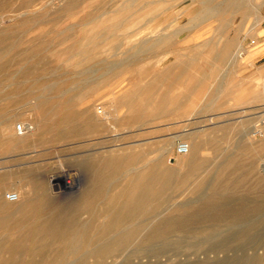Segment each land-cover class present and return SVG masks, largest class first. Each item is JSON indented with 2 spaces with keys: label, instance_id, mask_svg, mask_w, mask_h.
<instances>
[{
  "label": "rangeland",
  "instance_id": "obj_1",
  "mask_svg": "<svg viewBox=\"0 0 264 264\" xmlns=\"http://www.w3.org/2000/svg\"><path fill=\"white\" fill-rule=\"evenodd\" d=\"M37 1L0 0V42L14 45L5 56L15 58L0 75L20 72L14 79L1 82L0 78V121L11 122L9 130L0 128V201L14 205L5 199L8 191L20 193L22 198L28 194L29 178L23 171L29 169L42 176L50 199L65 205L69 197L86 185L82 161L94 149L108 153V146L113 153L142 147L148 154L149 165L179 169L187 156L178 154L176 145L186 142L193 143L195 154L203 160L201 170L185 183L171 186L163 199L154 200L147 218L140 216L135 220L145 218L152 227L156 221L177 214L179 204L201 196L199 191H194V181L210 179L215 172H222L225 180L215 194L225 200L227 208L219 211L226 216H193L181 227H164L165 232L149 242L143 243L135 235L127 244L107 253L91 249L103 243L92 235L82 238L79 234L39 233L25 240L21 232L0 228V264H264V58L247 57L262 41L257 35L264 29V0L260 3L246 0L251 9L241 16L217 13L223 0H213V11L198 17L195 16L201 7L195 0ZM138 13H142L140 23L136 22ZM34 15L37 23L20 22ZM89 15L97 16L87 20L85 17ZM106 27H111L116 46L110 45L109 38L89 39L90 33L105 32ZM155 27L168 35L162 48L138 50V42L125 39L137 28L148 31ZM235 37L245 48L240 60L220 61L217 55L223 41ZM252 39L254 44L250 43ZM76 41L86 51L66 54L67 46ZM197 45L201 67L214 71L205 80L198 97L187 96L179 104H167L152 111L146 115L144 124L133 122L127 128L118 126L96 133L89 130L68 139H51L49 133L37 126L40 112L30 107L31 95L41 87L37 88L32 78L22 71L34 69L43 81L60 82L91 97L99 96L97 102L106 101L109 92L121 93L129 85L127 69L107 73V65L135 53V57H143L142 82H145L161 70L174 69L178 58L191 57ZM30 52L40 56L22 59ZM134 68L130 69L137 73ZM100 74L103 78L95 81ZM85 79L94 81L83 88L81 80ZM136 80L133 76L130 81ZM180 88H174L173 94ZM102 104L108 110L109 104ZM82 117L77 114V127L83 125ZM18 125L22 127L20 131ZM64 126L61 124L60 128ZM202 154L205 156L201 157ZM134 164V169L139 166L138 162ZM218 164L224 166L217 169ZM61 178L69 181L70 187L54 188L52 182ZM205 193L208 188L204 189ZM209 211L217 213V210ZM84 214L79 215L80 220H84ZM16 241L21 243L18 247L13 245Z\"/></svg>",
  "mask_w": 264,
  "mask_h": 264
},
{
  "label": "bare ground",
  "instance_id": "obj_2",
  "mask_svg": "<svg viewBox=\"0 0 264 264\" xmlns=\"http://www.w3.org/2000/svg\"><path fill=\"white\" fill-rule=\"evenodd\" d=\"M195 1H197V4H200L201 7L200 12L195 17H198L202 13L207 14L213 11V0L206 1L207 3L204 7L202 5L204 0ZM36 2L38 1L36 0ZM256 2L260 3L262 0H256ZM66 6H69V3ZM250 9L251 6L246 0H223L222 6L217 13L220 11V13L227 12L241 16L247 14ZM96 16L97 15H89L85 18H87V20H94ZM141 16L142 13L136 15V22L140 23L139 18ZM20 22L22 24L27 22H31L32 24L37 23V15L21 19ZM88 37L92 41L98 37L109 38L110 45L116 46L115 36H113L111 27H106L105 32L102 33H90ZM235 38L223 41L221 50L217 55L220 61H225L229 58L233 61L240 60L245 48H243V42H240V39L237 37ZM125 39L135 43L138 42V50H148L154 46H157L158 48L164 47L168 41V35L161 32L158 27L149 29L148 31L137 28L136 30L129 32L125 36ZM80 43V41L72 42L71 45L67 46L64 52L66 54H73L79 53V51H86L82 50L83 46L80 45ZM13 46V44L0 42V71H3L5 66L15 60V58L11 60L5 56L8 50ZM194 49L191 57L178 58L174 69L167 68L163 71L161 70L160 72L151 75V77L145 82H142L144 77L142 74L143 57H135V53L118 61V63L107 65V73L119 69H127L129 72V75L127 76L129 85L128 88L121 93L116 94L114 91L109 92L108 97L105 99L106 101L98 102L97 100H99L100 97L97 95L91 97L81 92L83 90L75 91L72 86H67L60 82L43 81L42 77L39 78L36 76L34 69H26L22 71V74L30 76L33 84H36L35 86L37 88L41 87L38 89V92L31 95L30 107L37 112H40L37 126L41 127L44 132L49 133L51 139H68L70 137L81 136L89 130H93L96 133L106 129L114 130L118 126L127 128L133 122L144 124L145 117L148 113L159 110L167 104H179L187 96L198 97L201 90L204 88L205 80L214 75L213 70H204L201 67V62H198L199 45ZM22 54H24V52H22ZM37 55L38 53L36 52L35 54L30 52L29 55H23L22 59H35ZM39 56L40 55H38V57ZM58 59H60V57ZM72 63H74V61ZM131 66L135 67L134 69L137 73L131 71ZM19 74L20 72L12 74L3 73V75H0V78L2 77L1 82L14 79ZM103 74L97 76L98 80L95 81L99 82L101 78H103ZM133 76L137 79L135 82L130 81ZM93 81H88L87 79L81 80V86L85 88ZM16 83L19 84V82ZM176 87L181 88L177 93L173 94L172 90ZM102 103L109 104H107L109 106L108 110L104 109V104ZM90 110L95 111L94 114L90 113ZM77 114H82V118L84 119L83 125L79 127H77L75 123ZM61 124L65 125L64 128H60ZM10 126L11 122H8L7 119L0 121V128L3 131L9 130ZM192 144L193 143L187 144L188 150L185 153L187 159L180 162L181 167L179 169L171 167L158 169L155 165H149L146 159V155L148 154L139 146V150L130 149L129 151H123L120 153H113L110 146L107 147L108 151L106 152L108 153H101L94 149L91 155L84 159V162L82 161L84 171H86L87 175L86 185L81 187L82 189L79 192H76L72 198L69 197V200L65 205L57 204L50 199L41 175H37L31 170L25 169L23 174L29 178L28 186L30 190H28V194L24 198H22L20 193H17V200L13 201L14 205L0 201V228H9L21 232L25 235V240H31L39 233L52 234L61 232L68 235L79 234L82 238H87L92 235L103 240V243L96 244L91 247V249L97 252L107 253L127 244L135 235H138V239L143 243L149 242L151 239L157 238L159 235L163 234L166 229L164 227H181L187 223V219L193 216L224 217L226 216V213H220L219 209L225 210L227 208L226 202L224 199L217 197L218 194L216 195L215 193H217V188L225 183V180H223L222 172H215L210 179L194 181L195 183L192 184L194 185V191H199V195L201 196L179 204L177 206V210L179 211L177 214H174L175 212H173L174 215H169L156 221L152 227H150L151 223L145 221V218L148 217V213L151 209V203L154 202V200L159 201L163 199L165 192L171 186L185 183L194 174L201 170L203 160L199 158L200 155L198 157L196 155L197 153L195 154L196 151H194V145ZM13 147H15L14 144ZM200 148L201 145L199 146V150ZM203 155L204 154H202L201 157H203ZM135 162H138L139 166L137 165L138 167L134 169L133 164ZM223 166L224 165H219L217 169H221ZM213 168L215 167L213 166L210 169ZM207 171L209 172V170ZM206 176L208 175H205V177ZM55 178H58V176H55ZM52 184L54 188L70 187V182L64 178H61L57 182L53 181ZM205 188H208V193L203 194ZM58 196L61 197V195ZM55 197H57V195ZM237 208H240V206L238 205ZM212 209L213 211L217 210V213L211 214L209 210ZM81 213L86 214L84 220H80L79 215ZM140 216H145L144 220L136 221L135 219ZM227 216L231 215L228 214ZM108 235L112 236L108 237ZM89 242H91V240ZM20 244L21 243L17 241L13 243L14 247H18Z\"/></svg>",
  "mask_w": 264,
  "mask_h": 264
},
{
  "label": "built area",
  "instance_id": "obj_3",
  "mask_svg": "<svg viewBox=\"0 0 264 264\" xmlns=\"http://www.w3.org/2000/svg\"><path fill=\"white\" fill-rule=\"evenodd\" d=\"M251 44L255 43V40L252 39L250 40ZM18 130L20 131L22 129L21 125L17 126ZM188 150V145L185 142H178L176 145V151L178 154H185ZM5 199L8 201H16L17 200V195L15 192L8 191L5 193Z\"/></svg>",
  "mask_w": 264,
  "mask_h": 264
},
{
  "label": "crops",
  "instance_id": "obj_4",
  "mask_svg": "<svg viewBox=\"0 0 264 264\" xmlns=\"http://www.w3.org/2000/svg\"><path fill=\"white\" fill-rule=\"evenodd\" d=\"M257 37L262 41L250 50V53L247 54L248 58H264V29L259 31Z\"/></svg>",
  "mask_w": 264,
  "mask_h": 264
}]
</instances>
